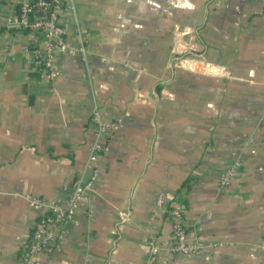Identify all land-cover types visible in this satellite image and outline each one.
I'll list each match as a JSON object with an SVG mask.
<instances>
[{
  "label": "crops",
  "instance_id": "0c3cea01",
  "mask_svg": "<svg viewBox=\"0 0 264 264\" xmlns=\"http://www.w3.org/2000/svg\"><path fill=\"white\" fill-rule=\"evenodd\" d=\"M64 2L66 39L87 54L56 53L49 78L25 55L46 40L10 27L19 2L0 0V264H22L34 200L63 203L89 176L94 110L119 126L34 264H144L151 234L174 238L159 195L203 250L156 264H264V0Z\"/></svg>",
  "mask_w": 264,
  "mask_h": 264
},
{
  "label": "built area",
  "instance_id": "2783aa9c",
  "mask_svg": "<svg viewBox=\"0 0 264 264\" xmlns=\"http://www.w3.org/2000/svg\"><path fill=\"white\" fill-rule=\"evenodd\" d=\"M20 11L9 17L7 24L16 31H28L31 35L42 36L46 40L43 47H29L25 55H29L30 63L37 66L49 78H55L59 71L55 69L54 57L56 53L86 55L87 50L68 43L65 28L59 23V14L65 7L64 0H18ZM91 123L94 126V142L90 146L89 159L86 170L87 178L81 176L65 185L66 197L63 203L34 200L33 204L38 212V221L33 231L31 241L24 249L22 264H34L38 257L50 246L63 239L65 225L72 218L80 205L82 197L88 195L99 177L98 159L105 149V141L118 128L120 120L106 122L99 110H94ZM238 163L228 169L220 178V187L230 185L237 173ZM156 205L163 209V215L172 220L174 238L159 240L151 234L148 238V253L144 264H156L159 254L165 250L182 259L194 258L202 253L203 246L189 234L181 222V211L178 208L165 209L166 201L163 195L156 199Z\"/></svg>",
  "mask_w": 264,
  "mask_h": 264
},
{
  "label": "trees",
  "instance_id": "16d2710c",
  "mask_svg": "<svg viewBox=\"0 0 264 264\" xmlns=\"http://www.w3.org/2000/svg\"><path fill=\"white\" fill-rule=\"evenodd\" d=\"M18 2H19V1H18ZM19 11H20V5H19V3H18V13H19ZM18 13H17V14H18ZM15 31H16V30H15ZM17 32H19V31H17ZM21 32H22L23 34H28V35L30 34V33H29L28 31H26V30L21 31ZM31 47H36V46L31 45ZM165 209H166V210H167V209L169 210V208H167L166 205H165Z\"/></svg>",
  "mask_w": 264,
  "mask_h": 264
}]
</instances>
